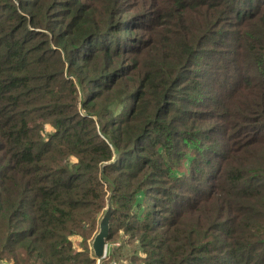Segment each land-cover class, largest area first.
Wrapping results in <instances>:
<instances>
[{"label": "trees", "instance_id": "16d2710c", "mask_svg": "<svg viewBox=\"0 0 264 264\" xmlns=\"http://www.w3.org/2000/svg\"><path fill=\"white\" fill-rule=\"evenodd\" d=\"M109 195L100 264H264V0H0V264H96Z\"/></svg>", "mask_w": 264, "mask_h": 264}, {"label": "water", "instance_id": "95a60500", "mask_svg": "<svg viewBox=\"0 0 264 264\" xmlns=\"http://www.w3.org/2000/svg\"><path fill=\"white\" fill-rule=\"evenodd\" d=\"M112 211H113V205L111 201V195H109L103 213L99 218L98 228L90 241V248L92 250L93 257L96 258L97 260L104 257L107 252L109 221Z\"/></svg>", "mask_w": 264, "mask_h": 264}, {"label": "rangeland", "instance_id": "374dc122", "mask_svg": "<svg viewBox=\"0 0 264 264\" xmlns=\"http://www.w3.org/2000/svg\"><path fill=\"white\" fill-rule=\"evenodd\" d=\"M134 0H130V3L131 2H133ZM146 7V8H145ZM145 7H143V6H137L136 8H134V11H141V12H139V13H144L145 11H147V10H144V11H142V9H147V7L148 6H145ZM131 11H127V12H125L124 14H126V15H128V13H130ZM98 21H100V18L98 19ZM152 27H154V25L152 26ZM136 32L137 33H142V30L141 29H138V30H136ZM45 127H46V130L48 131V130H50V127L48 126V125H45ZM49 127V128H48ZM96 232V231H95ZM126 236H125V234L122 232V231H120L119 233H118V235L116 236V238L113 240V241H107L108 242V245H107V250H108V248H110L112 245H114V246H117V245H120V243H122V239L123 238H125ZM92 239V238H91ZM91 239L89 240V246H90V241H91ZM91 249V248H90ZM125 251H127L128 252V254L130 253V250L132 249V245H130V244H126L125 245ZM137 255H141V256H143V253L140 251V250H138L137 249V252H135ZM97 260V259H96ZM98 262V264H100V259L99 260H97L96 261V263ZM112 263H114V262H110V264H112ZM123 263L124 264H127V262L126 261H123ZM2 264H9V263H7V262H4V263H2ZM135 264H141V263H135Z\"/></svg>", "mask_w": 264, "mask_h": 264}, {"label": "built area", "instance_id": "2783aa9c", "mask_svg": "<svg viewBox=\"0 0 264 264\" xmlns=\"http://www.w3.org/2000/svg\"><path fill=\"white\" fill-rule=\"evenodd\" d=\"M96 264H98V262Z\"/></svg>", "mask_w": 264, "mask_h": 264}, {"label": "crops", "instance_id": "0c3cea01", "mask_svg": "<svg viewBox=\"0 0 264 264\" xmlns=\"http://www.w3.org/2000/svg\"><path fill=\"white\" fill-rule=\"evenodd\" d=\"M9 264H11V263H9Z\"/></svg>", "mask_w": 264, "mask_h": 264}]
</instances>
